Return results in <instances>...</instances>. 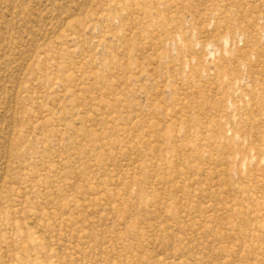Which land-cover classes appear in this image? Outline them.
<instances>
[{"label": "rangeland", "instance_id": "1", "mask_svg": "<svg viewBox=\"0 0 264 264\" xmlns=\"http://www.w3.org/2000/svg\"><path fill=\"white\" fill-rule=\"evenodd\" d=\"M0 264H264V0H0Z\"/></svg>", "mask_w": 264, "mask_h": 264}]
</instances>
